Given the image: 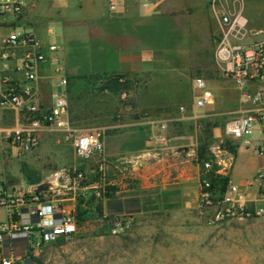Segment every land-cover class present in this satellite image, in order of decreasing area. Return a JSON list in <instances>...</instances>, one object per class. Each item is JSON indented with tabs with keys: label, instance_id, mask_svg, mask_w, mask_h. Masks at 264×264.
Returning a JSON list of instances; mask_svg holds the SVG:
<instances>
[{
	"label": "crops",
	"instance_id": "1",
	"mask_svg": "<svg viewBox=\"0 0 264 264\" xmlns=\"http://www.w3.org/2000/svg\"><path fill=\"white\" fill-rule=\"evenodd\" d=\"M23 1L26 5L22 14L12 11L0 12V38L14 30L30 31L36 34L45 50L50 44H57L58 54L65 67L64 74L70 80L68 95L75 92L74 88L77 94H81L82 88L91 86L94 79L85 78L87 76L119 73L136 80L137 102L142 107L152 109L155 116L154 120L149 121L152 125L149 127L151 132L148 131V126L142 127L138 124L135 134L144 132L153 136L146 140L154 142L155 139V151L140 150L125 144L119 146L121 152L127 153L119 164L122 186L117 191L121 194L117 213L125 216L123 219L134 230L132 235L140 232L136 237L141 236L142 240L144 239L138 244L140 255L155 258V264H192V243L194 240H200L202 231L207 234L206 222L201 215L203 209L199 202L200 166L189 171L192 167V158H189L193 156L192 151L188 153L189 157H182L183 166H180L179 162L166 163L165 157L160 158L158 145L165 138L160 131L165 132L168 128L161 127L159 122L179 117V109L176 110L175 106L188 97L190 90L193 91L190 74L198 67L193 56L202 53L201 33L211 34L213 0H187L184 5L177 4L174 0H160L152 5L126 0L117 11H111L103 0ZM253 10L254 8H250L247 11L244 7L245 14L254 24H258L264 11V1L261 2L260 12ZM217 26L215 39H218L221 31L218 23ZM186 34L192 37V41L183 40ZM72 56H87L89 65L73 64L70 61ZM6 74L17 76L14 71L4 72L2 75ZM94 81L95 86L104 83L103 79ZM186 81L190 84L189 91L185 88ZM53 82H56L54 100L52 104H47L42 99L41 87L53 85ZM36 86L41 104L50 108L60 86V75L55 74L54 65L50 61L41 64ZM101 93L110 99L107 109L110 111L117 98L113 100L109 95L110 91L101 90ZM91 94V100L80 102L77 114L71 110L69 101V116L72 125L83 132H94L89 129L102 132L106 144L104 149L107 150L110 142L108 136L123 138L128 134L129 123L125 118L95 125L90 122L87 125L83 123L86 118L84 115L89 114L95 120L101 117L104 110L101 106L102 102H106L104 98ZM80 99L81 97L78 98ZM230 102L239 108L240 95L238 98H230ZM121 113L122 108L119 109L118 117ZM56 133L60 132L46 129L42 141L50 139L48 135ZM259 147H264V132L257 131L250 146L240 144L238 153L234 155L236 159L231 171L232 179L234 169L242 158H246V161L251 157L264 159V155L258 152ZM109 149L115 150L113 147ZM263 167L264 160L261 165H255L248 170L251 172L249 177L239 178L237 181L252 177ZM5 179L6 176L3 175L1 185L11 190L12 184ZM39 182L43 180L29 183L22 191H37L35 185ZM18 189L17 187L16 190L19 191ZM50 198H53L51 194ZM63 205L75 213L79 206L75 197L65 198ZM36 208V205L23 208L18 217L37 221ZM146 234L149 237L144 236ZM150 236L152 242L146 245L144 242ZM34 241V235L29 238L21 234L7 235L0 244V261L3 256L26 253L27 262L30 259L29 252L35 247Z\"/></svg>",
	"mask_w": 264,
	"mask_h": 264
},
{
	"label": "built area",
	"instance_id": "2",
	"mask_svg": "<svg viewBox=\"0 0 264 264\" xmlns=\"http://www.w3.org/2000/svg\"><path fill=\"white\" fill-rule=\"evenodd\" d=\"M103 1L111 11L119 10L126 2V0ZM134 1L152 5L160 0ZM25 5L23 0H1L0 12L12 11L15 14H22ZM218 5L219 0L212 1L221 30L217 39L216 61L224 74L240 90L241 103L240 107L232 112L225 132L232 140L250 146L253 135L257 131L264 132V11L259 17L258 24H254L245 14L243 7L227 8ZM58 51L57 44H50L45 50L36 34L30 31L14 30L0 38L2 155L22 157L38 149L46 129L60 132L63 141L70 143L82 158H89L104 151L97 133L83 132L72 125L69 116V80L64 74L65 67ZM47 61L54 65L55 74L60 75L61 87L50 108H45L41 104L36 86L40 66ZM11 71L16 72L17 76L2 75ZM192 88L193 103L190 106L180 105V116L160 121L161 127L168 128L171 123H176L182 129L194 128L200 123V119L206 115L200 111L215 104V95L202 73H197L193 77ZM121 96L126 99L128 93L123 91ZM9 119L13 122L9 123ZM218 147L215 157L200 164L199 202L202 208L210 210L208 223L217 226L233 219L264 217V167L252 177L235 182L231 177L234 155L229 154L227 158H223L221 154L224 149ZM258 152L264 155V147H259ZM74 171L76 183L85 180V171L78 168ZM105 172V168L101 166L99 174L102 182L106 180ZM224 178H228L227 182H223ZM105 186L106 183L101 187H95L94 193L99 197L102 190L105 192ZM52 191L8 193L0 189V208L6 210V218L0 220V244L7 235L21 234L27 238L34 235L33 245L37 247L60 236L72 237L78 233L75 211L64 206L63 200L50 198ZM33 205L37 207L35 211L38 214L37 221L18 217L23 208H30ZM114 224V232H124L129 228V223L124 219H116ZM26 258H28L26 253L3 256L0 264H26Z\"/></svg>",
	"mask_w": 264,
	"mask_h": 264
},
{
	"label": "rangeland",
	"instance_id": "3",
	"mask_svg": "<svg viewBox=\"0 0 264 264\" xmlns=\"http://www.w3.org/2000/svg\"><path fill=\"white\" fill-rule=\"evenodd\" d=\"M174 1L180 5L187 3V0ZM263 1L219 0L218 7H245L247 11L250 8H254L253 11L260 12L261 2ZM210 21L211 34L209 32L206 34L201 33L200 50H202V53L193 56V60L198 63V67L194 68L190 75L193 79L197 73L204 74L209 87L214 92L215 104L200 111L206 115L200 119L201 122L194 128L187 127L182 129L176 123H171L168 130L165 132L161 130L160 132L164 134L165 138L158 145L160 158L165 157L166 163L179 162L180 166H183L181 165L184 161L182 157H189L188 153L192 151L193 156L189 157L192 158V167L189 171L195 170V168H198V165L200 166L198 163V147L201 141L211 140L209 153L212 157H215V154L218 152V146L222 150L224 149L221 154L223 158H227L229 154L236 155L241 144L240 141L229 138L225 132L226 124L230 120L232 112L237 108L231 104L230 98H238L240 90L224 74L216 61L217 39H215V33L218 30V20L214 14L213 7L211 9ZM183 40L187 42L192 41V37L186 34ZM70 61L73 64L89 65L87 56L77 58L72 56L70 57ZM132 81V88L128 91L126 99L122 98L121 94L118 95L112 92L109 94L113 100L117 98V104L112 100L114 107L110 111L107 110L110 99L104 97V94L98 89L100 86H95L94 80L91 82V86L89 85L81 89V94H77L76 88H74L75 92L69 95L71 110H74L76 114L82 100H84L83 103L88 99L91 100V93L96 94L98 98L102 99L103 97L106 101L101 104L104 108L103 113L100 115L101 117L95 120L89 114L84 115L81 113L86 117L83 122L86 125L89 122L95 125L106 121L110 122L114 119L118 121L123 118L129 123L128 134L123 136V138L120 136H108L110 141L108 148L107 150L104 149L101 154L95 153L89 158L80 157L70 143L63 141L61 133L48 135L50 139L43 140L38 149L22 157H8L0 153V181L3 175H5V180L13 186L10 190L0 183L1 189L8 193L11 191L21 192L23 188L33 181L51 180L53 182V191L51 189L52 197L63 201L65 198L75 197L76 202L81 208L89 210L88 214L85 215L86 220L82 221V223H79L77 220L79 231L76 235L72 237L60 236L51 242L35 246L31 249L29 252L30 256H34L43 264H155V258H148V256H142L139 253L138 244L144 241L141 236L136 237L140 232L132 235L134 230L131 227L124 232H114V221L125 217L117 213L119 212L120 193H116L115 196L108 198L102 190V194L99 196L104 207V215L102 216L98 215L89 203L87 204V200L94 194L95 187L97 186L101 187L102 184L106 183V186L111 184L120 190L122 185L120 184L121 173L119 171V164L123 155L127 153L126 151L121 152L119 150L121 144L138 147L140 150L153 149L155 151V139L154 142H149L153 136H148L144 132L138 135L135 134L138 124L142 127L148 126V128L152 126L149 121L154 120L155 112L147 107H142L141 104L139 105L135 91L136 80L132 79ZM56 82H53V85L41 87L42 99L47 104H52L54 100ZM186 84L185 88L187 90L190 84L188 81H186ZM60 90L61 87L59 86L57 92ZM187 96L179 104L177 103L175 106L176 110L179 109L181 104L187 106L192 104L193 91L191 92L190 90ZM79 97H81L80 100H78ZM120 108H122V113L118 117ZM10 115L13 117L12 114ZM8 122L12 123L13 120L9 119ZM89 131L98 133L103 147L106 148L103 140L104 134L99 130L89 129ZM148 131L151 132L150 128ZM147 138L149 140H146ZM227 145L229 147H236L237 152L231 151ZM109 147H113L115 150H110ZM263 160L251 157L246 161V158H242L243 162H238L234 169L233 180L238 182L237 179L239 178L249 177L251 172L248 170L254 168L255 165H261ZM27 162H31V164H27ZM81 166L85 169V180L87 181L86 184H88L86 187L83 185V181L76 183L74 177V169H79ZM101 166L106 171V176H104L106 177L105 183L95 180L96 174L100 173ZM200 169L201 166L199 167ZM17 187L19 191L16 190ZM202 209L201 215L206 222L207 234L202 231L200 240L193 241L191 253L194 258H191L192 264H264V217L233 219L217 226H212L208 223L210 210L206 208ZM0 218H6L3 208H0ZM144 236L149 237L148 234ZM151 242L150 236L144 243L149 245ZM197 242L198 244H196Z\"/></svg>",
	"mask_w": 264,
	"mask_h": 264
},
{
	"label": "trees",
	"instance_id": "4",
	"mask_svg": "<svg viewBox=\"0 0 264 264\" xmlns=\"http://www.w3.org/2000/svg\"><path fill=\"white\" fill-rule=\"evenodd\" d=\"M105 75L106 76L92 75L90 77L87 76L85 78H91L94 80L103 79L104 83H102V85L98 89L103 90V91H110V92L118 94V95H120L123 91L128 92L131 90L133 81H132V79L126 77V75L119 74V73L105 74ZM210 143H211V140L201 141L200 146L198 147V163L199 164H204L205 161L212 158V156L209 153ZM227 147L229 149H231V151H233L234 153L237 152L236 147H229V145H227ZM79 169L83 170V171L85 170L83 166H81ZM74 177H75V174H74ZM95 180L101 182V174L97 173ZM227 180H228V178H224L223 182H227ZM86 183H87V181L83 180L84 186L88 185ZM118 190H119L118 187L110 184V185L106 186V190H105L104 195H106L108 198L113 197L116 195ZM36 192L42 193V192H46V191H36ZM88 203L90 204V206L92 208H94L96 210L98 215H100V216L104 215V207H103L102 201L100 200V198L95 193L92 194V196L89 198V200H87V204ZM91 207H89V208H91ZM88 211H89L88 209L82 210L81 207L78 206L76 215H77V220L79 223H82V221L86 220L85 215L88 214ZM26 263L27 264H43L41 261L36 259L34 256H30V259H28V261Z\"/></svg>",
	"mask_w": 264,
	"mask_h": 264
},
{
	"label": "water",
	"instance_id": "5",
	"mask_svg": "<svg viewBox=\"0 0 264 264\" xmlns=\"http://www.w3.org/2000/svg\"><path fill=\"white\" fill-rule=\"evenodd\" d=\"M53 188V182L51 180L43 181L35 185L37 191H49Z\"/></svg>",
	"mask_w": 264,
	"mask_h": 264
}]
</instances>
